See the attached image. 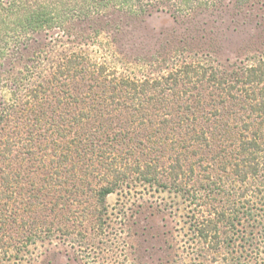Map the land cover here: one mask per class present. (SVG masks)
<instances>
[{
	"label": "rangeland",
	"instance_id": "374dc122",
	"mask_svg": "<svg viewBox=\"0 0 264 264\" xmlns=\"http://www.w3.org/2000/svg\"><path fill=\"white\" fill-rule=\"evenodd\" d=\"M73 25V35L52 30L18 45L0 41V264H216L225 251L242 256L228 264L264 260V189L249 192L246 209L235 212L246 182L228 154L245 133L239 126L258 123L242 108L248 101L239 89L245 68L264 60V0H220L177 16L110 8ZM74 55L86 60L73 67ZM188 64L213 66L232 92L207 81L180 83L164 105L147 95L144 106L182 114L187 105L199 131L223 123L233 131L223 144L216 137L209 147L196 144L182 159L193 174L181 175L177 188L164 174L162 187L132 170L149 160L173 162L152 150L157 131L146 127L155 117L138 118L115 83L166 78ZM115 158L127 176L100 202ZM214 208L230 213L219 239L233 237L218 251L200 240L192 218Z\"/></svg>",
	"mask_w": 264,
	"mask_h": 264
},
{
	"label": "trees",
	"instance_id": "16d2710c",
	"mask_svg": "<svg viewBox=\"0 0 264 264\" xmlns=\"http://www.w3.org/2000/svg\"><path fill=\"white\" fill-rule=\"evenodd\" d=\"M237 1L246 5V2L251 0ZM219 3L220 0H0V41H14L18 45L21 41L33 40L32 37L35 34L48 33L52 30H56L57 33L63 32L73 35L74 23L91 21L95 17H100L110 8L127 10L135 14L165 10L173 16H177L195 13L202 9L215 8ZM26 44L27 42L24 43V46ZM71 60L73 67H76L81 61L86 60V57L74 55ZM89 67L88 64L86 68ZM245 72L243 86L239 90L244 93V98L248 103L247 106L241 105L242 108H247L250 117L255 116L258 119V123L245 121L240 125V131L243 129L245 133L242 134L238 145L235 144L236 149H234L236 151L228 153L234 155L231 157L234 161V174L239 177V182H246V188H243V196L245 197H242V199L239 197V202L235 203L237 205L234 209L237 210L235 212H240L241 205L244 206L242 208L246 209V195L249 192L253 194L257 190L260 194L263 193L262 189H264V60L260 59L256 64L246 67ZM235 75H237L236 81H240L238 72ZM19 80L23 81L24 79L20 77ZM204 81L215 84L217 88L227 93H231L234 86L226 77L219 76L216 68L205 64L185 65L183 68L176 70L175 73L161 79L139 81L119 78L116 83L112 81L118 88L122 84V92L125 93L126 97L131 96L134 105L131 102L128 105L134 107L133 111L139 112L138 118L140 116L143 120H148L151 115L155 117V119H150L149 126L146 127L157 131L154 140V147L156 148L152 150L160 152L161 155L163 153L171 154L169 158L173 162L168 163V165L164 164L162 166V163L158 161L152 162L149 160L145 162V165L139 162L138 165L132 167L133 173H137L143 181L166 187L169 183L162 181L165 174V177L173 180L172 184L177 188L175 181L181 175H187L188 172L193 174L194 172L193 166L187 168L188 172L184 169L182 159L189 155L186 153H191L196 144L201 147L211 146L210 140L212 138L216 137V140H219L222 144L231 138L233 125L227 123L210 125L206 130L199 131L198 127L190 121L191 117L188 113L193 114L190 106L186 105L182 114L181 111H175L173 107H164L165 109L161 110L162 107L151 109V107L144 106L143 102L148 101L146 98L144 99L147 95H149V100L162 102V105H164V100H170L171 97L176 96L174 90L176 85L180 83L182 85L189 83L196 85ZM184 88L186 89L185 86ZM169 94L171 95L170 98H168ZM119 95H121V92L116 91L111 95V98L114 96L116 98L115 102L118 103L121 99H119ZM232 113V110H230L228 114ZM213 114L218 115L219 111L214 110ZM175 115L176 118H174ZM169 130L174 132L169 133ZM217 136L219 139H217ZM223 151L228 152V150ZM125 167L126 165L117 163L116 158L108 163V173L106 175L113 176V180L108 181L106 185L100 188V202L104 201L107 195L113 193L121 185L128 172ZM223 168L226 169L225 166ZM249 180L254 183L259 182V186L262 185V188L249 184ZM250 186H253L254 189ZM208 213L207 217L201 211H198L197 214L194 213L192 217L194 227L200 240L203 243L208 242L210 247L212 245L213 249L218 251L221 250L219 247L221 244H230L233 241V237L228 236L225 239H219L220 223L225 222V219H230V213L228 214L226 210H218L217 208L208 211ZM243 213L250 212L246 210ZM233 215L237 216L234 213ZM249 233L246 231V243H250ZM230 254L228 251L221 252V255L213 260L216 264H228L231 261H240L242 258L241 255L239 257L234 255L235 257H233ZM259 256L258 261L254 264L264 262Z\"/></svg>",
	"mask_w": 264,
	"mask_h": 264
}]
</instances>
